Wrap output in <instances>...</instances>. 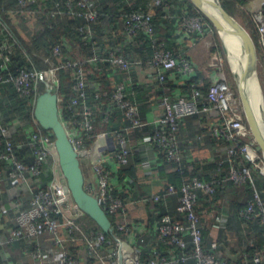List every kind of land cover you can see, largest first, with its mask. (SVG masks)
Segmentation results:
<instances>
[{"label": "built area", "instance_id": "1", "mask_svg": "<svg viewBox=\"0 0 264 264\" xmlns=\"http://www.w3.org/2000/svg\"><path fill=\"white\" fill-rule=\"evenodd\" d=\"M16 1L19 6L27 8L31 13H45L49 19H52L49 21L50 27L58 19L69 16L85 19L87 23L76 26L83 39L93 37L92 27L88 23H97L99 20V14L91 7L90 0ZM154 2L163 3L162 0H154ZM240 8L251 16L258 34V47L264 54V0H244ZM180 20L185 32H196L203 37L210 31L205 27L201 17L183 15L180 16ZM125 22V36L128 40L131 41L133 33L140 28L152 38L155 49L150 67L157 71L156 76L159 81L163 80L166 73L174 67H178L184 73L194 72L196 67L187 56L176 58L170 50L164 48L162 42H157L153 38L154 25L150 13L140 10L131 11L126 15ZM8 33L9 36L4 35L0 39V83L11 82L20 95L30 97L33 120L37 129L26 130V136L23 138H13L12 133L20 121L7 125L0 120V193L3 182L12 179L29 195L28 205L23 208L20 206L23 201L14 202L16 213L6 223L5 235L0 234V264L3 262L6 245L24 239L31 240L35 248L29 252L27 262L21 260L19 264H80V260L73 254L80 243L86 246L89 255L96 256L102 262L111 258L110 264H182L189 259H193L195 264H226L227 261L216 254L217 243L212 242L206 246L203 241L201 216L196 211L198 191L213 193L216 187L213 181H202L197 176L182 183L178 189L174 185H168L167 192L163 195L177 194L176 209L185 218L173 219L171 215L164 214L154 227L159 239L167 240L175 248L180 249L179 255L159 256L141 262L131 241L117 235L113 237V247L107 252H101L100 248L107 246L111 241L103 230H94L90 226L85 218L87 215L74 201L60 165L54 134L51 130L39 127L34 113L35 105L37 96L41 93L38 89L39 84L44 85V90L48 89L57 94L59 117L80 160L88 151L84 143V135H89L93 130L95 117V112L89 106L85 63L109 61L119 69L129 71L132 60L121 47L110 49L106 57L98 55L90 58L73 57L64 53V46L70 48V43L64 41L56 43L52 48L53 54L58 56V59L54 60L50 56L43 58L47 63L46 68L19 66L13 72L10 66L11 45L18 41L10 34L11 32L7 31ZM23 53L27 56L24 50ZM215 66L219 71L222 70V61L217 62ZM61 69L69 70L72 76L73 94L65 102L63 96L58 93L60 83L57 72ZM219 71L204 99L197 89H194L189 97L162 95L157 104L161 113L149 121H142L139 118L138 107L129 98L131 92H127L126 89L132 84L130 77L116 82L110 93H101L95 87L94 99L104 94L108 97L110 105H116L123 111L131 126L143 127L145 124H153L155 126L151 135L153 145L165 159L176 163L175 169L181 174L184 170L179 164L183 156L176 134L173 132L178 127L179 119L199 111L217 109L223 118V124L213 126L212 131L214 135L228 142L226 156L231 166L227 180L237 184L249 181L254 187V169L264 175V156L246 121L238 91L230 86L225 73ZM59 103L63 107L61 112ZM103 119L106 121L107 115ZM107 133L116 138V142L110 146L111 151L116 149V152L114 154L110 151L102 152L96 156L93 162L95 182L85 183V189L97 198L106 213L116 210L124 213L128 201L114 194L120 184L112 181L111 170L107 163L111 161L116 168L127 164L132 153V145L130 137L121 132L107 131ZM239 158L242 162L237 164ZM41 175L46 176L45 180L41 179ZM163 196L152 195L150 198L145 197L144 200L158 201ZM3 205L0 203V208L3 209ZM256 209L260 210L264 222L263 201L259 192L254 189L253 198L247 201L239 213L244 220H250L256 215ZM129 224L132 223H118L117 228L130 231ZM46 233L51 236L50 247L45 246L42 239ZM126 243L133 251L128 249ZM188 248H190L189 252ZM246 264H264V261L258 255H254Z\"/></svg>", "mask_w": 264, "mask_h": 264}, {"label": "trees", "instance_id": "2", "mask_svg": "<svg viewBox=\"0 0 264 264\" xmlns=\"http://www.w3.org/2000/svg\"><path fill=\"white\" fill-rule=\"evenodd\" d=\"M91 7L95 9L99 14V20L97 23H88L91 25L93 30V37L83 39V36L79 34L76 30V26L83 25L87 23L85 19L69 16L65 19H58L56 23H54L51 27L49 26V19L45 13H31L28 11L27 8L21 7L17 4L16 0H0V39L4 37V35L9 36L7 31L11 32L14 37H16L17 41L15 44L11 45V61L10 66L13 72H15L18 68L22 66H35L37 68H46L47 63L44 62L43 58L46 56H50L52 59L56 60L59 57L53 54L52 48L56 43L61 42H69L70 48L64 46V53L69 54L73 57L77 58H90L94 55H98L99 57H106L108 55V51L115 47H121L122 51L129 55V58L132 60L131 67L129 71H124L119 69L114 64L110 63L109 61H93L91 63H85V77L88 82L87 90L89 95V106L91 110L95 112V117L93 120V130L89 133V135H84V143L85 145H89L93 141V137L95 134L101 132L102 130L109 131V132H121L126 136L130 137L129 140L132 145V153L134 152V145L132 144V133H140L143 130H148L150 132V139L153 133L155 126L153 124H145L143 127H134L129 125L127 118L125 117L123 111L117 107L116 105H110L108 97L101 96L98 99H94V91L97 89L100 90L101 93L103 92H111L114 88V84L122 78L132 76V67L133 65L142 64L150 66V60L152 58L153 51L155 49V45L152 42V38L148 33H146L143 29H136V31L132 35L131 41L127 39L125 36L126 31V15L129 12H133L134 10H140L143 12H148L152 16V23L154 25V34L153 38L156 39L157 42H162L164 44V48L170 50L172 54L176 58H181L182 56H187L184 52L178 51L176 46L170 43L169 37L170 34L166 32V29L162 27V25H168L173 23V18H170V12L173 11L171 9V3L175 6H181L182 9L180 10V15L178 17L179 22V29L180 32L184 36L191 37L190 39H201L202 36L196 32H185V30L181 26L180 16L183 15H191V16H198L202 18L204 25L206 28L215 32L214 26L211 22L189 1V0H162L163 3L156 4L154 0H90ZM223 8L230 14L236 13V11L241 10L238 8L244 0H221ZM242 11V15H245L244 25L250 31L254 42L257 43V30L255 29V24L251 18V16ZM176 19V17H175ZM164 30V31H163ZM12 41V40H9ZM258 45V43H257ZM216 47V46H215ZM213 47V49H216ZM27 53V56L24 55L23 50ZM17 68V69H16ZM155 71V70H154ZM195 71V70H194ZM156 75H157V71ZM58 79H59V92L63 96L64 102L70 98L73 94L72 90V76L71 72L67 69H61L57 72ZM191 74V75H190ZM109 76L113 77L110 80ZM158 86V100L162 95L169 94L171 96L174 95L177 90L181 91V93L190 95L194 89L199 90L202 93V99L205 98L208 88L212 83V79L208 76H205L199 71H195L194 73H184L181 72L178 67H174L170 69L165 78L161 81L157 79ZM132 81V79H131ZM89 82H93V85L90 87ZM136 84H134L135 86ZM132 87V84L128 85ZM133 86V87H134ZM136 87V86H135ZM39 91H44V85L41 83L38 87ZM189 97V96H188ZM129 98L132 99L134 103H136L139 112V118L142 121H149L145 119L144 113L141 112V107L139 105V101L135 100L132 93L129 94ZM32 103L29 96L20 95L16 90L15 86L11 82L0 83V120L3 124L11 125L14 122L20 121L16 130L12 133V137L16 138H23L26 136V130L30 128L37 129L35 126L33 115H32ZM206 111H199L194 114L184 116L183 118L179 119V124L177 129L173 130L174 134H176L178 144L180 145V150L183 156L181 163L179 164L183 167L184 173H179L175 167L176 163L168 161L165 159L157 150L159 155L167 162L171 163L174 169L175 181L168 183V185H174L177 189L182 183L190 181L193 176L199 177L202 181H213L217 182L215 179H205L202 176L197 175V173L193 172L190 169V162L188 154L181 147V140H180V128L181 124L184 122L185 119L199 116L205 114ZM121 114L123 118L126 120V125L124 127H112L109 126L111 124L113 118ZM107 115V120L105 121L103 118ZM223 120V118H222ZM11 128V126H9ZM26 127V129L24 128ZM40 127V126H39ZM213 127V126H212ZM211 127V134H213ZM41 128V127H40ZM111 128V129H109ZM43 129V128H42ZM108 129V130H107ZM136 134V135H137ZM214 135V134H213ZM216 136V135H214ZM225 141L228 145V142ZM114 139H116L114 137ZM116 142V140H115ZM117 144V143H116ZM118 148V146H116ZM116 149L112 150L111 153L114 154ZM130 154V157L132 156ZM129 157V160H130ZM129 162V161H128ZM242 162V159L239 158L237 161ZM225 164H228V168L230 169L231 163L228 160L227 156L219 161L218 166L220 169L223 168ZM112 162L108 161L107 166L109 170H112ZM126 164L120 165L118 168L121 171L122 167H125ZM120 168V169H119ZM255 172V186L251 185V182H245L243 184L234 183L231 180L227 181L229 187L234 189L236 192V198H233L232 202L237 210V216L240 222H243L246 229V238L245 241H241L239 243L241 247V251L238 253L236 258H231L226 260V264H246L247 262L253 259L254 255H258L264 261V222L261 217V213L259 209L257 210L256 215L250 220H244L240 215V210L245 206L249 199L253 198V191L256 189L263 201L264 205V175L260 174L257 169H254ZM122 175L121 177H123ZM112 177V174H111ZM222 177L218 176L217 178ZM46 176L41 175V179L45 180ZM14 180L9 179L5 180L2 184V192L0 193V203H4V184L6 182H12ZM16 183V181H14ZM214 183L216 189L213 193L217 192L216 184ZM167 185V188H168ZM122 186L120 185L115 191L114 194L117 196H121L125 201H128L122 192ZM167 190H165L160 196H163ZM200 190L198 191V195ZM209 193V192H206ZM212 193V194H213ZM201 194V193H200ZM211 195V193L207 194ZM170 196H176L177 194H171L163 196V198L168 201L171 206L170 211L166 209H162L159 211V215L156 216L155 225L159 222L160 218L164 214H169L173 219H184V215L179 213L176 209L177 204L176 201L172 200ZM163 198L156 201L157 205L162 204ZM198 198V196H197ZM20 199V198H17ZM175 199V198H173ZM14 201V199H12ZM23 201V200H21ZM17 202L16 200L14 201ZM25 202V203H24ZM27 203V204H26ZM167 203V204H168ZM28 205V200L23 201L20 205L21 208ZM159 210V206H157ZM197 211V208H196ZM198 212V211H197ZM199 213V212H198ZM127 207L126 211L123 213L120 210H116L113 212H108V218L111 222L112 231L105 232V235L108 239H110V243L107 246H102L100 248L101 252H107L109 249L113 247V237L115 235L130 240L132 243V224H129L130 231H125L117 228V224L122 223H130L127 219ZM87 222L94 230L101 229V227L92 220L89 216L85 217ZM132 223V222H131ZM155 225H153V233L155 236V240L159 242L168 243L175 251L176 255H179V248H175L169 241L161 240L158 238L157 233L154 230ZM143 228V227H142ZM102 230V229H101ZM203 235V234H202ZM134 238V250L138 254L140 261L144 262L150 258L158 257L156 254H153L151 249L146 247L147 240L144 236H138ZM44 244L47 247L52 246L51 243V236L50 234L46 233L43 238ZM204 241V240H203ZM207 246V244L204 242ZM79 247V248H78ZM76 250L73 251V254L80 260V264H110L111 258L105 259L102 262L96 256H91L88 253V249L82 243L78 244ZM13 248H23V250L29 255V252L32 251L34 247V243L31 242L29 239H24L21 241H16L11 244L6 245V249H13ZM22 250V249H21ZM190 251V248L187 249ZM21 253V252H20ZM23 253V251H22ZM217 254V253H216ZM27 255V256H28ZM15 260L16 256H12ZM190 261L194 263L193 259H189L188 261L182 263L187 264ZM2 264H5L3 261Z\"/></svg>", "mask_w": 264, "mask_h": 264}, {"label": "crops", "instance_id": "3", "mask_svg": "<svg viewBox=\"0 0 264 264\" xmlns=\"http://www.w3.org/2000/svg\"><path fill=\"white\" fill-rule=\"evenodd\" d=\"M171 9L173 14L170 12V18L174 19L173 23L170 22L171 26L170 24L169 26L162 25L166 29V32L170 34V43L176 46L178 51L187 54L190 61L196 67L195 71L197 70L205 76L210 77L213 83L217 77L215 65L218 62L220 50L215 45H212V42L215 40L214 36L211 35L212 31L210 30L201 39H190L191 37L184 36L180 32L178 22V17L181 14L179 9L182 8L181 6H175L172 2ZM210 39L212 40L210 41ZM213 47L216 49H213ZM128 74L132 79V87H129V91L132 93V96L135 95L136 98L134 99L139 101L138 103L141 107V112L144 113L145 119H153L157 114L161 113V110L157 106V98L159 95L157 80L155 78L156 72L148 65L137 64L132 67V76L130 72ZM109 78L110 80L113 79L111 76ZM134 84H136V87ZM89 85L91 87L93 82H89ZM177 91L174 94L176 96L192 95V93L187 95L181 93L179 90ZM199 93L202 96L200 91ZM204 113L199 116L187 118L181 124V147L190 158V169L193 172L207 180H217L216 183L214 182L218 186L216 193L207 195L209 193L200 190L201 194L199 193L198 195L196 208L201 216L204 242L207 246L212 242H216L217 247L215 251L217 255L228 260L236 258L243 248L239 243L245 241L246 229L244 223L239 221L236 215V207L232 202L233 198H236V192L227 184V176L229 173L228 164H225L222 169L218 166L219 161L226 157L227 143L211 134L210 130L212 126L223 124L222 117L215 108ZM125 125L126 120L121 114L117 117L115 115V118L109 124V126L114 128L124 127ZM136 134L132 133L134 152L129 162L125 167L121 168V171L114 165L111 167L112 181H116L122 186V192L128 200L126 215L127 219L132 222V247L134 248V238L137 239L136 237L138 236H144L147 240L146 247L151 249L153 254H156L158 257L176 256V251L168 243L155 240L152 227L155 225V219L159 215V211L162 209L170 211L171 206L168 203L170 199L166 201L163 198L162 204L158 205L156 201L144 200L145 197L150 198L152 195H160L167 190L168 183L176 179L174 169L171 163L165 161L153 147L148 130H143ZM114 142L115 139L111 137V134L102 130L87 145L88 151L80 158L85 183L95 182V173L93 170L94 159L102 152H111L110 146ZM122 175L124 176L121 177ZM218 176L222 177L217 178ZM3 186L5 195L3 199L4 203H1L4 204L3 209L0 208L1 235H5L4 227L16 213L14 201H26L29 197L28 193L21 189L14 181L6 182ZM170 197L172 199L170 203L174 200L177 204L176 196ZM157 206H159V210ZM27 252L23 248L6 249L5 247L2 261L5 264H19L21 260L27 262L28 254H25ZM12 256L18 258L14 260ZM187 264H193V262L190 261Z\"/></svg>", "mask_w": 264, "mask_h": 264}, {"label": "water", "instance_id": "4", "mask_svg": "<svg viewBox=\"0 0 264 264\" xmlns=\"http://www.w3.org/2000/svg\"><path fill=\"white\" fill-rule=\"evenodd\" d=\"M189 1L211 22L221 38L222 49L237 86L246 121L264 156V103L261 94L260 100L256 101L251 88L254 79L257 81L254 64L255 43L250 33L245 32L244 25L242 26L222 7L220 0H207L206 3L200 0ZM229 22L234 23L238 30L240 40L238 53L231 50L223 41L224 35L231 34ZM231 58L235 60L236 67L232 65ZM34 113L40 127L51 130L54 134L60 165L74 201L104 232H111L112 226L107 213L97 198L85 189L79 156L69 141L65 126L59 117L57 94L48 89L39 93ZM126 246L133 251L128 243Z\"/></svg>", "mask_w": 264, "mask_h": 264}, {"label": "rangeland", "instance_id": "5", "mask_svg": "<svg viewBox=\"0 0 264 264\" xmlns=\"http://www.w3.org/2000/svg\"><path fill=\"white\" fill-rule=\"evenodd\" d=\"M221 2V0H220ZM221 5H222V2H221ZM223 7V6H222ZM238 8H240V6L238 5ZM241 9V8H240ZM242 10V9H241ZM239 10V11H236V13L234 12V14H230L235 20H237L238 22L241 23V25L243 26L244 25V19H245V15L243 14L242 15V11ZM244 27L246 28L245 29V32L248 34V32L250 33V31L247 29V27L244 25ZM213 33V34H212ZM211 35L214 36L215 40L212 42V45H215L219 50H220V54H218V62H220V60L222 61L223 63V66L221 67L222 70L220 71H223L226 75V78L230 84V86L237 90V86L234 82V79H233V76H232V73H231V70H230V67H229V63L226 59V56H225V53L222 49V45H221V38L220 36L216 33V32H212ZM216 35V36H215ZM251 35V33H250ZM252 37V35H251ZM209 39V38H208ZM253 39V38H252ZM212 39H210L211 41ZM254 41V40H253ZM255 43V47H256V55H255V60H254V64H255V74H256V79H257V82H258V86H259V90H260V94L262 95V99H263V103H264V54L262 53V51H260L258 45L256 42ZM216 67V66H215ZM217 71H219L218 68H216ZM219 71V72H220ZM63 107L62 105L59 103V110L60 112L62 111ZM19 124H17V127H18ZM26 128V127H24Z\"/></svg>", "mask_w": 264, "mask_h": 264}, {"label": "bare ground", "instance_id": "6", "mask_svg": "<svg viewBox=\"0 0 264 264\" xmlns=\"http://www.w3.org/2000/svg\"><path fill=\"white\" fill-rule=\"evenodd\" d=\"M200 1H202L204 3L207 2V0H200ZM229 26L231 28V34L224 35L223 41L231 50H233L235 53H238L240 40H239V34H238L237 27L232 22H229ZM231 62H232V65L234 67H236L235 60L231 58ZM251 88H252V94H253L254 98L256 99V101H259L260 100V92L258 89L257 81L255 79L253 81Z\"/></svg>", "mask_w": 264, "mask_h": 264}]
</instances>
